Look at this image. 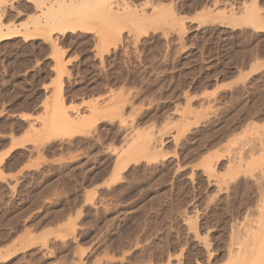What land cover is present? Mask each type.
Instances as JSON below:
<instances>
[{
  "label": "rangeland",
  "instance_id": "1",
  "mask_svg": "<svg viewBox=\"0 0 264 264\" xmlns=\"http://www.w3.org/2000/svg\"><path fill=\"white\" fill-rule=\"evenodd\" d=\"M61 2L37 32L44 0L0 2L18 32L0 39V264H236L229 244H263L264 0Z\"/></svg>",
  "mask_w": 264,
  "mask_h": 264
},
{
  "label": "bare ground",
  "instance_id": "2",
  "mask_svg": "<svg viewBox=\"0 0 264 264\" xmlns=\"http://www.w3.org/2000/svg\"><path fill=\"white\" fill-rule=\"evenodd\" d=\"M62 0H44V3L42 4V5H39V4H37L36 3V5H39V10H40V12H42V14H43V16L45 15V21H44V25H42V23L41 22H38V23H36L35 25H36V27H37V29H36V32L37 31H45L46 30V28H48V29H51V31H53V30H56L57 28L56 27H58V25H60V23L58 22V20H60V19H57L56 20V18H58V13L57 12H55V9H56V5H58L59 4V7H62V6H64L66 3L64 2V3H62L61 2ZM84 1V0H83ZM0 2H2V0H0ZM33 2V1H32ZM37 2H39V0H37ZM82 2V1H81ZM34 3V2H33ZM86 3V2H85ZM0 5H1V3H0ZM4 4H2V6H3ZM10 5V4H9ZM67 5V4H66ZM65 5V6H66ZM6 6V5H5ZM73 6V5H72ZM7 8V7H6ZM25 8V7H24ZM65 8H67V6L65 7ZM252 8V7H251ZM0 9H1V6H0ZM12 9V8H11ZM56 11H58V8H57V10ZM60 12H61V9L59 10ZM59 12V14H61ZM84 12V11H83ZM108 12H110L109 11V9H108ZM118 12V14H115V15H119V11H117ZM1 13V12H0ZM56 13H57V15H56ZM79 13V12H78ZM19 14V13H18ZM104 13H102V15H103ZM121 14V13H120ZM131 14H132V12H131ZM22 15V14H21ZM65 15V14H64ZM64 15H61V16H64ZM73 15V14H72ZM101 15V16H102ZM110 15V14H109ZM128 15V14H127ZM66 16V15H65ZM64 16V17H65ZM75 16V15H74ZM104 16H108V15H104ZM104 16H102V17H104ZM111 16V15H110ZM110 16H108V18L109 19H111L112 18V20L113 21H115L116 20V17L114 16V14H113V16L114 17H110ZM121 16H123V14H121ZM120 15L118 16L119 18L121 17ZM133 16V15H132ZM138 16V15H137ZM73 17V16H72ZM82 17V16H81ZM61 18H63V17H61ZM105 18V17H104ZM107 18V19H108ZM114 18H115V20H114ZM106 18H105V21L107 22L108 20H107ZM125 19H126V17H125ZM72 20V19H71ZM74 20V19H73ZM119 20V19H118ZM67 21V20H66ZM69 21V20H68ZM67 21V23H69ZM104 21V20H103ZM61 22V21H60ZM245 24H248V25H252V26H254V27H256V28H261L262 27V22L258 19V15H257V13H256V8H252L250 11H249V13L248 14H246V17H244V21H243ZM66 23V22H65ZM64 23V21H62V25H64L65 24ZM110 23H108V24H106L105 23V25H109ZM41 26H45L46 28L45 29H41L40 27ZM79 28V26H75V25H72V23H69V24H66V26L65 27H63V29L62 30H66V29H68V30H76V29H78ZM81 28V27H80ZM59 29V28H58ZM84 29V28H83ZM34 33V34H32V33H28L27 34V32L25 33L26 35V37H30V36H36L38 33ZM16 33H18V32H11V31H8V33H6V34H2L1 32H0V39H4V38H10V37H13V35L14 34H16ZM47 109H48V107H47ZM128 144V143H127ZM129 145H130V143H129ZM135 145V144H134ZM133 145V146H134ZM131 146V145H130ZM132 146V147H133ZM130 148L128 151H126V152H124V154H122L123 156L121 157V158H117V161L116 162H118V163H116L117 165H116V168H118L119 166L121 167L122 165H121V163H120V160H122L121 162H124L125 163V161H123V159L125 158V156L128 154V153H130L131 155H133V157L134 156H136L137 154H139L138 153V150L140 149H137L138 148V146L136 147H133V148H135V149H133V148ZM131 149H133V151L134 150H136L135 151V153H133V152H131L130 150ZM117 150V149H116ZM142 152V150H139V152ZM130 154H128V155H130ZM136 154V155H135ZM143 154H145L144 156L145 157H148L147 155H146V153H143ZM126 156V158L127 157H131L130 158V160L131 161H135V160H133L134 158H132V156L130 155V156ZM140 156L142 155V153H140L139 154ZM143 156V157H144ZM137 157H139L138 155H137ZM123 158V159H122ZM140 158V157H139ZM139 158H137V161H139ZM142 158V157H141ZM155 158V157H154ZM242 158V157H241ZM136 159V158H135ZM124 160H126V159H124ZM127 160H129V159H127ZM234 160V159H233ZM242 160V159H241ZM245 160V159H244ZM229 161V160H228ZM246 161H248V159L246 160ZM238 162V161H237ZM242 162V161H241ZM240 162V163H241ZM120 163V165L118 166V164ZM128 163V162H127ZM246 163V162H245ZM250 163V162H249ZM123 164V163H122ZM229 164V163H228ZM232 164V163H231ZM239 164V163H238ZM124 165V164H123ZM125 165H127L126 163H125ZM234 166V165H233ZM242 165H240V167H241ZM227 167V166H226ZM230 167V166H229ZM239 167V168H240ZM231 168V167H230ZM120 169H122V168H120ZM238 169V168H237ZM236 169V170H237ZM241 169V168H240ZM116 170H118V169H116ZM88 177V176H87ZM263 210V209H262ZM259 216V215H258ZM260 217H261V215H260ZM264 217V216H263ZM262 218V217H261ZM260 218V219H261ZM263 219L259 222L260 224H262V228H264V226H263ZM253 222V221H252ZM248 226H249V224H247ZM257 225H258V223H257ZM251 226H253V225H251ZM246 227V226H245ZM261 228V225H260V227L259 226H257V231L259 230V229ZM261 228V229H262ZM242 229H244V228H242ZM257 233V232H256ZM253 234H255L254 232L252 233V235ZM256 236L257 237H254V239H256V238H258V234H256ZM239 237V236H238ZM242 238V237H241ZM260 238V237H259ZM263 238V237H262ZM244 239V238H243ZM261 239V238H260ZM259 239V240H260ZM244 240H246V239H244ZM253 240V239H252ZM259 240H253V241H251V243L252 244H254V246H252V244L250 243V244H248V242H247V245H249L250 246V248H248L247 246H242V245H235L234 246V244H229L230 246H229V249L227 250V252H228V255H229V257L230 258H234V260L235 259H237V260H235L234 262L236 263V264H238V262H243L244 260H246V259H250L251 260V263L252 264H254L255 262H257V261H259V260H264V243L263 244H259V246H258V248H254V247H256L255 245H257V243H258V241ZM233 241V240H232ZM236 241V240H235ZM262 241H263V239H261V241H260V243H262ZM208 242V241H207ZM234 243V242H233ZM207 244V243H206ZM228 248V247H227ZM208 249V248H207ZM4 258V257H3ZM227 258H228V256H227ZM232 259H230V261H231ZM247 261V260H246ZM260 262V261H259ZM262 262V261H261ZM247 263H249V262H247ZM243 264H246V262L245 263H243Z\"/></svg>",
  "mask_w": 264,
  "mask_h": 264
}]
</instances>
